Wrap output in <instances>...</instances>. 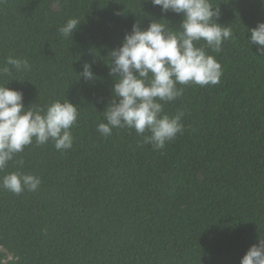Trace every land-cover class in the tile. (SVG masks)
Masks as SVG:
<instances>
[{
    "label": "trees",
    "instance_id": "trees-1",
    "mask_svg": "<svg viewBox=\"0 0 264 264\" xmlns=\"http://www.w3.org/2000/svg\"><path fill=\"white\" fill-rule=\"evenodd\" d=\"M52 1L0 0V68L9 56L30 65H7L0 86L22 92L26 108L78 107L71 149L34 142L0 171L41 179L34 192L0 188V244L19 264H240L264 238V56L248 42L264 4L210 0L233 35L219 53L197 46L223 75L178 85L183 95L164 112H183L184 131L157 151L134 129L97 131L112 99L109 54L133 24L176 29L182 15L151 0H59L58 11ZM71 18L81 24L65 38L58 29Z\"/></svg>",
    "mask_w": 264,
    "mask_h": 264
},
{
    "label": "clouds",
    "instance_id": "clouds-1",
    "mask_svg": "<svg viewBox=\"0 0 264 264\" xmlns=\"http://www.w3.org/2000/svg\"><path fill=\"white\" fill-rule=\"evenodd\" d=\"M161 13L169 11L182 15L176 29L166 28L160 20H152L147 28L133 24L122 45L110 52L109 75L114 84L112 99L103 113L106 122L98 124L97 131L108 137L113 129H134L143 137V144L153 150H162L184 131L183 112L174 116L164 112V104L174 102L184 93L178 85H217L223 75L221 64L208 54L204 41L213 52L222 51L224 41L233 35L230 26L217 21L220 9L210 0H151ZM264 4V0H261ZM81 22L69 19L58 31L63 37L73 36ZM251 46H256L258 56H264V23L248 29ZM11 65L17 71L30 70L27 59L9 56L0 75L10 74ZM82 78L94 80L92 65H83ZM23 93L0 86V171L7 168L18 153L32 145L54 143L58 151L73 146L71 128L78 119V107L66 100L55 101L46 110L25 107ZM23 165V161H19ZM41 179L21 171L10 172L0 179V188L14 194L37 191ZM20 257L0 244V264H19ZM240 264H264V238L252 245Z\"/></svg>",
    "mask_w": 264,
    "mask_h": 264
},
{
    "label": "rangeland",
    "instance_id": "rangeland-1",
    "mask_svg": "<svg viewBox=\"0 0 264 264\" xmlns=\"http://www.w3.org/2000/svg\"><path fill=\"white\" fill-rule=\"evenodd\" d=\"M52 8L56 11H58L60 9V3L59 0H53L52 1Z\"/></svg>",
    "mask_w": 264,
    "mask_h": 264
}]
</instances>
